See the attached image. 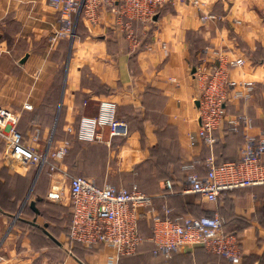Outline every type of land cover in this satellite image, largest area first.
<instances>
[{
	"label": "crops",
	"instance_id": "1",
	"mask_svg": "<svg viewBox=\"0 0 264 264\" xmlns=\"http://www.w3.org/2000/svg\"><path fill=\"white\" fill-rule=\"evenodd\" d=\"M117 1L89 25L82 15L64 17L48 0H0V107L20 116L18 131L40 153L67 149L63 168L59 160L60 171L50 177L47 166L32 165L27 154H10L0 142V264L161 262L149 243L152 229L142 222L144 245L133 260L122 261L111 248L72 249L67 235L72 177L118 189L136 186H123V180L135 178L161 217L165 208L173 216L217 212L225 230L240 240L241 264H264V186L239 189L217 202L185 193L190 174L208 175L210 157L215 163L237 162L246 135L264 138V0H169L153 23L133 24L135 47L116 23ZM218 50L245 59L231 79L236 88L251 82L255 89L252 98L227 107V127L247 116L252 128L218 132L211 150L198 137L194 71L203 59L213 65ZM105 100L117 104V120L128 135L113 138L106 128L103 143L78 142L81 119L96 116ZM44 173L49 178H41ZM54 186L59 202L48 200ZM51 207L65 225L40 222ZM166 264L228 263L196 247L180 250Z\"/></svg>",
	"mask_w": 264,
	"mask_h": 264
},
{
	"label": "built area",
	"instance_id": "2",
	"mask_svg": "<svg viewBox=\"0 0 264 264\" xmlns=\"http://www.w3.org/2000/svg\"><path fill=\"white\" fill-rule=\"evenodd\" d=\"M64 17L82 15L87 24L99 22L100 13L113 7L116 0H48ZM169 0H118L114 12L116 23L135 47L138 39L133 24L147 25L154 22L159 8ZM181 3L187 0H170ZM199 5L198 1L193 2ZM66 23L71 27V19ZM71 31V30H70ZM69 33H72L70 32ZM214 62L209 66L203 59L195 68L199 96L198 137L205 146L213 150L217 141L215 134L223 132L227 122V107L233 100L250 99L255 86L251 82L236 88L231 79V71L243 68V58L232 57L223 51L213 52ZM20 116L0 107V142L13 155L27 154L33 165L47 166L50 177L60 171L59 160L65 157L67 149L47 150L40 153L33 144L25 142L18 131ZM231 129L239 131L252 128L247 116H238L229 122ZM108 128L111 137H126L128 128L117 120V104L101 101L98 114L83 117L77 130V139L88 143H103V132ZM264 138L245 136L242 155L237 162L215 165L213 157L208 159L210 171L206 177L192 175L187 180L185 193L199 195L204 201L217 202L223 192L264 186ZM66 175V174H65ZM166 189H173L167 182ZM48 200L59 202L61 194L54 186ZM70 200L72 223L68 240L85 248H111L117 257L133 256L142 246L144 239L139 232L143 219L151 221L153 236L150 241L156 246L155 255H163L171 260L181 249L200 247L223 258L228 264H241L242 249L235 234L224 230L225 221L217 212L210 216L194 218L173 216L172 210L165 208L161 217L153 206V197L137 186L115 188L109 184L98 185L84 177L70 178Z\"/></svg>",
	"mask_w": 264,
	"mask_h": 264
},
{
	"label": "trees",
	"instance_id": "3",
	"mask_svg": "<svg viewBox=\"0 0 264 264\" xmlns=\"http://www.w3.org/2000/svg\"><path fill=\"white\" fill-rule=\"evenodd\" d=\"M163 6V5H162ZM161 8V7H160ZM159 8V9H160ZM158 12H159V10H158ZM157 12V13H158ZM227 130H230V131H232L233 132V130L231 129V127H227V126H225V128H224V130H223V133L224 134H227ZM217 134L218 133H216L215 134V137H216V139H217V141H216V143H215V146L218 144V142H219V140H218V137H217ZM78 142H82V141H79L78 139H76ZM83 143V142H82ZM84 143H88V142H84ZM215 146H214V148H215ZM224 164V162L223 163H215V165L218 167V166H221V165H223ZM191 175H193V173L192 174H190L187 178H186V180H188V178L191 176ZM173 186H174V184H173ZM239 190V189H238ZM235 191H237V190H235ZM235 191H233V192H235ZM233 192H230V191H226V192H223L222 193V195L220 196V198L221 197H223L224 195H226V194H230V193H233ZM32 210V209H31ZM212 213L211 212H209V213H207L206 215H204V216H202V217H205V216H210ZM202 217H194V218H202ZM142 222V221H141ZM141 222H140V224H139V226L141 225ZM140 230V229H139ZM151 230V229H150ZM224 230H225V225H224ZM226 231V230H225ZM227 232V231H226ZM227 233H230V232H227ZM141 234V233H140ZM230 234H235L236 236H237V234L236 233H230ZM67 235H69V230H68V233H67ZM237 238H238V236H237ZM238 241H239V244H240V240H239V238H238ZM70 243V245L72 246V249H74L75 248V246H80V247H82L83 249H85L87 252H89V253H93V252H96L99 248H102L103 246H100V247H98V248H85L84 246H82L81 244H78V243H72V242H69ZM153 247H154V252H153V255H154V258H156V259H159V258H161V262L160 263H158V264H166V263H170L171 262V260H168V259H166L163 255H158V256H156L154 253H155V250H156V246H155V244L153 243V242H149ZM144 245V244H143ZM143 245L140 247V249L138 250V252L135 254V255H133V256H125V257H122V261L123 260H133V259H135V258H137V256L138 255H140L141 254V250H142V247H143ZM241 245V244H240ZM182 250V249H181ZM177 253H175L174 255H173V257L176 255Z\"/></svg>",
	"mask_w": 264,
	"mask_h": 264
},
{
	"label": "rangeland",
	"instance_id": "4",
	"mask_svg": "<svg viewBox=\"0 0 264 264\" xmlns=\"http://www.w3.org/2000/svg\"><path fill=\"white\" fill-rule=\"evenodd\" d=\"M230 56H232V57H236V56H234V55H231L230 54ZM237 58H239V57H237ZM244 59V58H243ZM245 60V59H244ZM65 158V157H64ZM64 158H62L61 159V164H62V168H63V162H64ZM60 163V162H59ZM41 178H49V176L47 175V173H44V175H42V177ZM123 186H125V187H130V186H132V185H136L137 186V183H136V181H135V178H126L125 180H123ZM133 187V186H132ZM48 205H50L49 203H47ZM52 209H50L49 210V213L46 211V213H47V215L46 216H44V218L42 219V220H40V222L43 224L44 222H49V223H51V224H64L65 225V223H63L62 221H60L59 220V216H57V214H56V211H55V209L53 208V207H51ZM65 209H67V208H65ZM67 212H68V210H67ZM31 215V214H30ZM64 221V220H63ZM65 221H68V220H66L65 219ZM144 221H146V222H143L142 221V223H148L147 224V226H148V229H150L151 228V226H152V223H151V221H148V220H144ZM144 225H142V233L145 235V236H147L146 234H148V233H150V231L147 229V226L146 227H143ZM142 234V235H143Z\"/></svg>",
	"mask_w": 264,
	"mask_h": 264
},
{
	"label": "water",
	"instance_id": "5",
	"mask_svg": "<svg viewBox=\"0 0 264 264\" xmlns=\"http://www.w3.org/2000/svg\"><path fill=\"white\" fill-rule=\"evenodd\" d=\"M157 20V17L154 18V21ZM32 207H34V204H32Z\"/></svg>",
	"mask_w": 264,
	"mask_h": 264
}]
</instances>
